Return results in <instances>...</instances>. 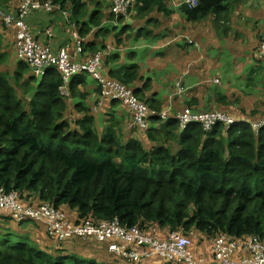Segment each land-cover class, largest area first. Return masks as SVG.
<instances>
[{"label": "trees", "instance_id": "16d2710c", "mask_svg": "<svg viewBox=\"0 0 264 264\" xmlns=\"http://www.w3.org/2000/svg\"><path fill=\"white\" fill-rule=\"evenodd\" d=\"M10 1L12 10H7ZM35 1L42 5L50 1L62 10L68 30L79 40L78 50L74 45L59 50L64 49L74 62L100 52L101 66L96 70L100 78L125 85L154 114L148 115L145 129L129 127L132 114L127 112L125 121V112L116 110L118 104L125 109L124 104L103 97L91 74L79 72L65 81L58 67L49 65L41 75H34L30 63L16 56V33L12 36L1 29L0 17V35L6 33L10 43L0 47V65L10 63L8 70H0V189L15 192L22 205L48 203L75 224L116 220L158 240L182 229L196 258L211 260L212 243L222 234L238 239L252 236L264 243V127L257 131L252 127L263 117H245L239 94L211 88L207 79L180 95L171 86L166 91V96L174 91L171 101H161L157 83L144 77L151 64L150 69L136 62L119 68L107 65L134 56L109 51L110 47L124 51L129 41H156L150 46L160 56L186 45L188 40L180 36L182 25L206 17L222 24L231 0H196L195 6L176 9L169 0H134L118 17L112 12V0H104V6L103 0ZM23 3L0 0V8L17 19ZM176 11L181 19L171 23ZM113 22L119 23L114 25L120 26L119 32H110ZM261 40L258 35L257 45ZM87 76L92 78L89 85ZM253 85L249 78L244 87ZM87 88L96 94V107L111 102L112 108L98 117L92 114L84 95ZM69 104L78 116L72 126ZM186 109L221 111L237 121L228 128L219 122L205 131L200 123H190L181 130L174 115ZM162 111H167L166 118L160 116ZM239 113L243 116L237 117ZM69 211H75L72 218ZM12 221L16 222L12 214L0 209V264H180L157 256L131 262L109 253L96 240L59 241L33 219L16 222L13 231L8 229Z\"/></svg>", "mask_w": 264, "mask_h": 264}, {"label": "built area", "instance_id": "2783aa9c", "mask_svg": "<svg viewBox=\"0 0 264 264\" xmlns=\"http://www.w3.org/2000/svg\"><path fill=\"white\" fill-rule=\"evenodd\" d=\"M133 1L115 0L112 5V12L116 17L120 14L124 15ZM173 5L192 7L196 5V0H181L179 4ZM48 6L50 9L54 8L48 2L42 5L35 0H24L17 19L11 13L0 11L5 25L15 27L16 49L19 58L30 63L36 76L41 75L43 69L49 65H56L63 73L65 81L79 72L91 74L101 85L103 97L119 99L129 109L133 117L129 127L145 129L148 125V115L154 113L144 104L138 102L132 91L125 85L111 79L103 80L100 78L96 72L101 66L102 54L100 52L83 62H74L64 49L53 52L49 47L35 41L25 25V17L36 10L50 11ZM256 52L260 58H264V37L258 44ZM182 91L183 87L177 88L178 93ZM160 116L166 118L167 111H162ZM174 118L181 130L190 123H200L205 131H209L219 122L228 128L237 121L225 112L197 113L190 109L178 111ZM254 126L257 128L264 126V120H259ZM0 209L9 211L16 222L33 219L41 223L48 235L59 241L96 240L103 244L109 253L131 262L157 256L165 261L180 264H264V243L252 236L238 239L225 234L220 235L212 243L213 258L210 260L207 257L196 258L193 256L190 249L192 241L189 236L183 234L182 229L168 232L163 240H158L146 235L137 227L124 228L116 220L101 221L98 224L87 220L75 224L68 218L67 213L48 203L38 206L22 205L18 203V196L15 192H6L3 189H0Z\"/></svg>", "mask_w": 264, "mask_h": 264}, {"label": "crops", "instance_id": "0c3cea01", "mask_svg": "<svg viewBox=\"0 0 264 264\" xmlns=\"http://www.w3.org/2000/svg\"><path fill=\"white\" fill-rule=\"evenodd\" d=\"M180 1L181 0H170L169 3L171 5L179 4ZM239 5H241V7H238V10L233 11L230 8L225 14H223V23L218 25L222 26V34L217 33L213 29V18L208 20V24L199 23L194 26L190 25L188 32L184 25L193 22H185L182 25L183 29L180 31V36L185 40H188V38L191 40H188L187 44L184 42L186 45L182 47L179 45L168 49L164 55H158L159 51L155 50L153 46H150L152 44H157L156 41L151 44H148L145 41H133L134 43L129 41L127 48L124 51H121L120 49L114 50L113 47H110L109 51H120L132 55H138L139 60L136 63L143 69H150L149 64H151L152 69L169 66V72L171 74L169 78L170 83L172 82V86L176 87L175 85L180 82L185 90L204 83L203 80L205 79H207V82L212 81L215 84H220L218 76L209 78V75H211L212 71L216 72L220 68L224 69L230 60L234 61L232 58L227 61L224 60L221 55L226 52L229 55H233L234 58L239 59L237 63L233 65L230 74L224 78V82L221 85L222 88L225 85L231 84L234 86H244L248 83L249 78L256 86H264V60L261 59L256 52L258 46L257 37L259 35L257 33L259 31L264 33V19L261 20V18L264 17V0H244L239 3ZM172 7L176 9L175 7L179 6L173 5ZM179 14L178 11L174 12L171 15L170 22H176L181 19ZM41 17L42 15L39 12L32 13L26 21L28 28L35 39L43 46L49 47L53 52H57L61 47H69L67 43L58 39L54 35V25L52 22H50L45 28L37 26L36 23ZM258 21H260L258 25L254 26V23ZM116 24L119 23L113 22L111 25L114 26ZM58 26L62 27L64 25L59 23ZM72 37L75 39L73 45L76 51L78 50L77 46L79 40L78 38L76 39L77 36L74 33L72 34ZM166 39H168V37ZM196 42L198 44H196ZM189 44H192L196 49H188L186 46ZM211 47L217 48L212 51V53H209L210 56H208L207 50ZM150 52L153 56L150 55ZM107 65L119 68L120 66H124V60H112ZM246 69H250L251 71L254 70L252 72L253 74H250L251 76L247 75V71L244 72ZM243 75L248 77V79H245ZM237 79H239L238 84L235 83ZM90 92H92V90ZM173 92L169 91L167 96L166 92L162 95H160L159 92V98H161L159 100H169L170 102L174 94ZM181 93H178L176 88V94L180 95ZM91 96L92 98H96V94L94 93L91 94ZM124 107L127 111L120 104L117 105L116 110L121 113L125 112L126 121L130 111L125 105ZM107 108H112L111 102L108 103ZM242 116L243 115L238 114L237 117ZM255 118L261 117L256 116ZM74 215L75 212L70 214V217L72 218Z\"/></svg>", "mask_w": 264, "mask_h": 264}, {"label": "rangeland", "instance_id": "374dc122", "mask_svg": "<svg viewBox=\"0 0 264 264\" xmlns=\"http://www.w3.org/2000/svg\"><path fill=\"white\" fill-rule=\"evenodd\" d=\"M112 1L114 3L115 0H112ZM108 2H110V0H108ZM49 3H50V1H48V4ZM230 3H231V10H233V11H236V10H238V7L239 8L241 7V5L235 4L233 2V0H231ZM9 5H10V8H7V10H12V7L11 6L13 5V2L10 1L9 2ZM104 5H106V2H104V0H103V6ZM1 8H3V7H1ZM1 8H0V11H2ZM48 10H50L49 12H51V11H53V12H51V13H48L47 12V13H45L43 10L32 11V12H30L25 17V20L27 21V18L32 13L39 12L42 15V17L40 19H38V21L36 23L37 26H39L41 28H45L50 22H52L53 25H54V28H53L54 35L58 39H61L65 43H67L69 47H71V45L74 44L75 39L72 37L71 31L70 30H67L68 27L65 24V19L62 16V10H58V9H55V8L50 9L49 6H48ZM54 10H56V11H54ZM0 17H1V14H0ZM209 19H210V17H206V18H204L202 20L197 21L198 23H196V22L186 23L184 25V27H185V29L188 32V30L190 29V25H193L194 26V25H198L199 23H201V24H204V23L208 24V20ZM263 19H264V17L261 18V20H263ZM62 22L64 23V26H62V27L61 26H58V24L59 23H62ZM259 22L260 21L255 22L254 23V26L258 25ZM3 25H4V27H3ZM3 25H1L2 26L1 29H4V30L6 29L7 30V32H6L7 34H9V35L12 34V36L13 35L15 36V28L13 26H11V27H5V23ZM212 27H213V29L217 33H221L222 34V31H221L222 26H218L217 23H214L212 21ZM119 30H120V26H117V27L113 28L110 32H112V31L119 32ZM6 33L3 34L2 36L0 35V42H1V46L0 47H2V45L4 44V48H5V47H7L10 44L9 41H8V39L6 38ZM257 34H259V38L260 39H262L264 37V33H262V31H259ZM257 34H255V35H257ZM1 39H4V41H2ZM188 40H191V39L188 38ZM196 44H198V43L196 42ZM186 47L188 49H196L192 44H189ZM216 48L215 47H211L210 49H208L207 50L208 56H210L209 53H212V51H214ZM16 56L19 58L17 52H16ZM221 56H223V58H224L225 61H227V60H229L231 58L234 61H231L230 60L227 63V66L224 69L220 68L216 72H213L212 71L211 75H209V78H212L213 76H218L219 77V80H220V84H215L214 82L211 81L210 83H208V85L211 88L221 89V85L224 82V78L227 77L230 74V71L232 70L233 65H235V63H237V61L239 59V58L238 59L237 58H234L233 55H229L226 52H224V54H222ZM123 60H124V65H127V64L132 63V62H138L139 56L138 55H134L133 57L125 56L123 58ZM9 64H8L7 61L5 63L1 64L0 65V70H8L9 67H10ZM248 70H250V69H246V70H244V72H246ZM147 76L151 77L152 78V81L157 83V88L160 89V95L164 94L168 90V88H171V86L173 84L172 82L170 83V81H169V78L171 76V74L169 72V66L161 67V68H156V69H151V70H144V77H147ZM244 77H245V79H248V77H246V76H244ZM238 81H239V79H237L235 81V83L238 84ZM86 82H87L88 85L91 83V79H90L89 76H87ZM175 86H177L178 89L184 87V86L181 85L180 82H179V84L177 83ZM236 86H234V85L231 84V85H225L223 88L224 89H228L230 92L234 93V95L239 94V98L243 100V104H244V107H245V114H244L245 117L254 118L256 116H260V117L263 116L262 119H257L256 118L257 120L252 123V127L256 128L258 130L259 128H257L256 126H254V124L255 123H258L259 120H264V86H256V85H253L252 86L253 88H248V87H244V86L243 87H240V88H236ZM175 89H176V87H175ZM90 90L91 89H88V88L87 89H84V95H85V98H87L86 99V104L90 108L91 113L93 112L92 114H94L95 116L98 117L100 114L102 115L103 111L105 109H107V107L102 106V104L99 107H96L95 106L96 103L94 104V101L96 100V98H92L91 94H93V92H89ZM184 91H185V88H183V92ZM61 93L64 96L67 95V92L64 89H61ZM69 109H70V112L68 114V118L70 119L71 126H72L73 125L72 123H73L74 119H76L78 116L76 114V109L71 104H69ZM226 114H228V113H226ZM228 115H230V116L233 117V115H231V114H228ZM240 115H243V114H240ZM98 120L99 119H97V121ZM262 127H264V126H262ZM87 154H90L92 156L97 157L96 154L95 153H92V152H87ZM74 212L75 211H69L70 214H73ZM16 227H17L16 222L12 221L11 222V226L8 229H11L13 231H16ZM189 235L192 236L193 234L190 233Z\"/></svg>", "mask_w": 264, "mask_h": 264}]
</instances>
